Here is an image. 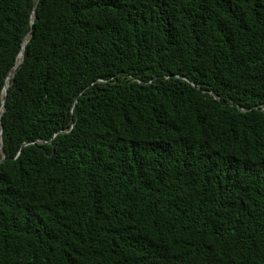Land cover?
<instances>
[{"label": "trees", "instance_id": "obj_1", "mask_svg": "<svg viewBox=\"0 0 264 264\" xmlns=\"http://www.w3.org/2000/svg\"><path fill=\"white\" fill-rule=\"evenodd\" d=\"M0 121V264H264V0H0Z\"/></svg>", "mask_w": 264, "mask_h": 264}, {"label": "water", "instance_id": "obj_2", "mask_svg": "<svg viewBox=\"0 0 264 264\" xmlns=\"http://www.w3.org/2000/svg\"><path fill=\"white\" fill-rule=\"evenodd\" d=\"M32 22H33V20H32ZM25 45H26V42L24 43V46H23L21 52L19 53L18 58L21 56L22 59H23ZM19 62H21V61H19ZM17 64H18V62L16 63V65ZM16 65L14 66L13 69H15ZM14 75H15V71L12 70L10 72V74L6 78V84H5L4 89H3L4 99H3V102H2V109H1L2 112L5 110V102H6V97H7V94H8V90H7L8 89V83H9L10 78L14 77ZM3 132H4V127H3V125L1 124V121H0V155L2 154V158L0 159V162L6 160V158H7V156H6L5 152H4V147H3Z\"/></svg>", "mask_w": 264, "mask_h": 264}, {"label": "bare ground", "instance_id": "obj_3", "mask_svg": "<svg viewBox=\"0 0 264 264\" xmlns=\"http://www.w3.org/2000/svg\"><path fill=\"white\" fill-rule=\"evenodd\" d=\"M21 58H22L21 56L18 58V63H19V61L21 60Z\"/></svg>", "mask_w": 264, "mask_h": 264}]
</instances>
